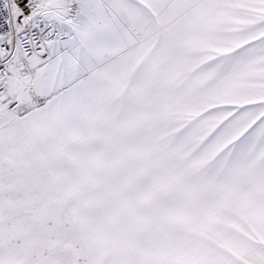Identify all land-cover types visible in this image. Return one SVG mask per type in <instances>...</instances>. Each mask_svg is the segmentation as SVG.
<instances>
[{"label":"snow or ice","instance_id":"6c2138e0","mask_svg":"<svg viewBox=\"0 0 264 264\" xmlns=\"http://www.w3.org/2000/svg\"><path fill=\"white\" fill-rule=\"evenodd\" d=\"M0 264H264V0H0Z\"/></svg>","mask_w":264,"mask_h":264}]
</instances>
